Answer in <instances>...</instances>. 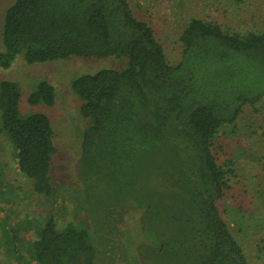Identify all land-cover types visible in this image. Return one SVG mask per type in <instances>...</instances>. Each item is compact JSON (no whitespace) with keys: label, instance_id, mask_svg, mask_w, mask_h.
<instances>
[{"label":"trees","instance_id":"obj_1","mask_svg":"<svg viewBox=\"0 0 264 264\" xmlns=\"http://www.w3.org/2000/svg\"><path fill=\"white\" fill-rule=\"evenodd\" d=\"M1 35L3 69L18 55L28 65L73 57L125 62L122 70L104 69L70 83L87 124L78 182L87 191L95 187L98 197L103 189L114 194L99 213L97 200L90 201V218L119 219L125 207L141 210L142 231L159 258L248 264L219 209L236 173L231 160L218 163L215 141L245 107L264 98V21L261 31L242 35L193 18L180 35L175 64L167 61L154 29L134 15L131 0H15ZM20 99L17 83L0 82V132L33 193L53 205L54 131L42 113L21 115ZM27 101L52 107L55 90L40 82ZM112 205L119 206L115 212ZM78 217L60 226L48 211L28 246L32 261L114 264L112 228L106 233L92 220L94 233L75 222Z\"/></svg>","mask_w":264,"mask_h":264},{"label":"rangeland","instance_id":"obj_2","mask_svg":"<svg viewBox=\"0 0 264 264\" xmlns=\"http://www.w3.org/2000/svg\"><path fill=\"white\" fill-rule=\"evenodd\" d=\"M14 1L0 0V52L4 51L1 33L5 13ZM131 7L138 19L154 29L170 64L180 59L179 38L193 18L216 23L225 31L242 35L261 31L264 21V0H131ZM124 67L125 62L115 57H73L28 65L23 55H18L9 68H0V82L12 81L19 85L20 114L42 113L49 118L57 152L51 162L52 183L57 195L56 202L50 205L46 198L33 193L30 182L17 169L8 139L0 132V264H36L30 258L28 246L36 240L37 229L48 211L56 215L60 226L78 215L79 219L74 221L87 224L94 233L92 220H99L98 224L106 233L111 227V237L118 242L114 264H175L173 259L159 258L150 250L152 245L147 233L142 231L141 210L125 207L119 219L113 215L105 221L99 217L91 219L87 210L90 201L97 200L99 213L114 194L103 189L98 197L95 187L89 186L87 191L78 182L79 145L87 124L80 114L81 101L71 90L70 83L84 74ZM43 81L55 90L54 105L31 106L28 97ZM215 146L218 163L225 166L231 160L236 173L232 189L219 202L221 216L231 228L247 263L264 264V98L256 107H245L234 124L223 127ZM142 196L139 192L138 197ZM118 207L112 205L111 209L115 212ZM94 239L98 245V239ZM139 248L142 251L138 252Z\"/></svg>","mask_w":264,"mask_h":264}]
</instances>
